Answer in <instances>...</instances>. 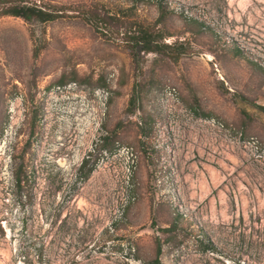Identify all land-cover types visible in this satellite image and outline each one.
Here are the masks:
<instances>
[{
    "label": "rangeland",
    "instance_id": "374dc122",
    "mask_svg": "<svg viewBox=\"0 0 264 264\" xmlns=\"http://www.w3.org/2000/svg\"><path fill=\"white\" fill-rule=\"evenodd\" d=\"M28 1L66 16H0V264H264V0Z\"/></svg>",
    "mask_w": 264,
    "mask_h": 264
},
{
    "label": "trees",
    "instance_id": "16d2710c",
    "mask_svg": "<svg viewBox=\"0 0 264 264\" xmlns=\"http://www.w3.org/2000/svg\"><path fill=\"white\" fill-rule=\"evenodd\" d=\"M0 4L2 5L3 9L0 11V16H12L16 18H22L24 21H32L36 20L40 23H47L53 22L58 20L64 16H66L65 12L62 9L58 10L56 8H46L41 7L40 5L36 4L34 1L29 3L28 0H0ZM81 13L83 14L84 18L88 22H94L98 25H103L105 27L109 26L113 28L115 31L119 32L120 27L124 26L118 17L109 15L108 12L100 9V8H90L82 6ZM128 28H131L128 26ZM142 26L138 29V32L142 33V36L145 34L144 31H141ZM133 38V37H131ZM140 39L143 38L142 47L146 51L154 50L153 43L147 41L144 36L139 37ZM37 53V52H36ZM174 60H177V56L173 57ZM71 80H78L80 82H86L92 86H104L105 85V78L104 76H98L95 81H92V75H85L84 77H79L75 70H71L66 72V74L61 75V77L57 80L58 84H64ZM264 111V107L262 108ZM34 118L32 123H30V132L29 137H33L35 132L34 128L37 122V113H34ZM21 167L18 168V171L15 173V183L19 187L21 184V174H22ZM167 232L169 229H162V232ZM162 244L158 238L154 240V257L148 262V264H161L160 262V254H161V247Z\"/></svg>",
    "mask_w": 264,
    "mask_h": 264
},
{
    "label": "bare ground",
    "instance_id": "6f19581e",
    "mask_svg": "<svg viewBox=\"0 0 264 264\" xmlns=\"http://www.w3.org/2000/svg\"><path fill=\"white\" fill-rule=\"evenodd\" d=\"M210 61V60H209ZM66 114H70L71 112H65ZM73 122V121H72ZM66 123V122H65ZM77 123V122H76ZM74 124V123H73ZM77 125V124H76ZM75 129V128H74ZM78 129V128H77ZM76 132V131H75ZM84 132V130H83ZM82 134V133H81Z\"/></svg>",
    "mask_w": 264,
    "mask_h": 264
},
{
    "label": "built area",
    "instance_id": "2783aa9c",
    "mask_svg": "<svg viewBox=\"0 0 264 264\" xmlns=\"http://www.w3.org/2000/svg\"><path fill=\"white\" fill-rule=\"evenodd\" d=\"M67 86L69 87V86H71V84H69V85H67ZM64 87H66V86H62V88H64Z\"/></svg>",
    "mask_w": 264,
    "mask_h": 264
}]
</instances>
